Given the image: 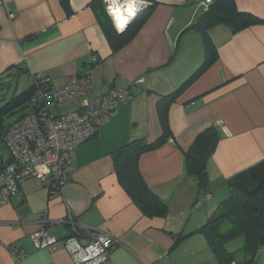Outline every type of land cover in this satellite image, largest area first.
Segmentation results:
<instances>
[{
	"label": "crops",
	"instance_id": "0c3cea01",
	"mask_svg": "<svg viewBox=\"0 0 264 264\" xmlns=\"http://www.w3.org/2000/svg\"><path fill=\"white\" fill-rule=\"evenodd\" d=\"M215 1L119 0L115 8L130 23L140 17L142 25L114 52L102 27L112 28L104 0H0V89L16 82L24 93L37 75L62 86L66 78L89 72L96 97L145 80L131 103L73 150L70 179L59 195L50 192L48 182L30 179L0 208V264H14L12 250L27 255L19 264H75L64 249L37 250L32 241L42 227L69 237L70 230L56 223L68 216L81 234L105 233L115 240L106 264H220L199 230L228 197L227 182L264 161V0H236L240 12L262 24L239 33L225 25L210 30L217 59L168 108L170 136L164 145L139 158L148 191L167 207L165 217L150 216L136 205L120 179L125 163L115 158L127 144H154L162 137L159 102L177 92L206 57L203 36L186 30ZM85 103L68 102L60 112ZM209 128L221 138L207 163L206 196L188 175L185 154ZM180 235L187 237L176 243ZM259 259L264 264V255ZM248 261L241 256L242 264Z\"/></svg>",
	"mask_w": 264,
	"mask_h": 264
},
{
	"label": "built area",
	"instance_id": "2783aa9c",
	"mask_svg": "<svg viewBox=\"0 0 264 264\" xmlns=\"http://www.w3.org/2000/svg\"><path fill=\"white\" fill-rule=\"evenodd\" d=\"M104 2L108 14L117 21L111 9L119 0ZM144 82L142 78L129 87H114L95 97L89 72L66 78L62 86L53 85L44 76H35L30 111L10 125L1 138L0 208L10 204L20 194L21 183L30 179L48 182L50 192L54 196L59 195L70 179L73 150L95 136L123 107L131 103ZM80 99L87 100L81 109L65 114L60 112L63 104ZM169 143L173 144L174 140H169ZM4 152L8 158H5ZM56 223L69 226L73 235L59 238L42 227L32 235L37 250L55 252L62 248L75 264L109 262L115 246L111 236L98 232L78 234L79 226L72 216ZM11 254L14 264H19L27 256L19 250H12Z\"/></svg>",
	"mask_w": 264,
	"mask_h": 264
},
{
	"label": "trees",
	"instance_id": "16d2710c",
	"mask_svg": "<svg viewBox=\"0 0 264 264\" xmlns=\"http://www.w3.org/2000/svg\"><path fill=\"white\" fill-rule=\"evenodd\" d=\"M207 8L205 14L186 30V32H195L203 36L205 61L177 92L164 97L159 102L158 112L163 130L162 137L154 144H148L144 140L135 141L115 152L117 162L125 163V167H122L124 169L120 170V179L124 182V186L132 195L136 205L150 216L165 217L168 211L166 205L148 191L139 172V158L143 153L164 145L170 136L168 108L176 101L178 94L189 84L194 83L217 59V50L209 35L210 30L217 25H225L232 33H239L263 23L260 18L251 13L240 12L237 9L236 0H216ZM96 14L98 16L97 12ZM139 18L133 20L122 32L115 29L112 19H110L111 29L102 24L114 52L134 39L142 25ZM32 92L33 86L0 107V142L8 127L26 114L9 123L5 119L24 106L30 111L29 101ZM220 138V133L216 128H209L196 138L191 149L185 154L187 173L195 180L201 195L207 196L210 193L207 163ZM227 188L228 197L219 203L216 211L207 219L199 232L208 242L220 264H242L236 260L238 256L249 257V261L243 264H257L259 254L264 253V161L232 177L227 182ZM198 205L199 202L195 204V206ZM66 227L70 230V235H73L71 228ZM77 232L81 234L80 229ZM185 237L187 235H180L175 242L178 243ZM240 237L245 239V247L241 254L229 253L225 245Z\"/></svg>",
	"mask_w": 264,
	"mask_h": 264
},
{
	"label": "rangeland",
	"instance_id": "374dc122",
	"mask_svg": "<svg viewBox=\"0 0 264 264\" xmlns=\"http://www.w3.org/2000/svg\"><path fill=\"white\" fill-rule=\"evenodd\" d=\"M19 94H21V88L17 90L16 82L13 83L10 87L8 86L2 87L0 89V107L5 105L6 102L10 101L13 97L18 96ZM28 112H29L28 108L24 106V108L16 111V113L10 115L9 118H6L5 121L7 123L12 122L16 118L21 117L22 115L27 114ZM4 156L5 158H8V154L6 152H4ZM200 203L201 205L203 204V206L205 205V201L202 198L200 200ZM244 247H245V239L243 237L230 241L225 245V248L229 253H235V254H241V251L243 250ZM260 255H264V253L261 252ZM237 260L241 262V256H238ZM258 260L259 261L257 264H260L262 261L260 259Z\"/></svg>",
	"mask_w": 264,
	"mask_h": 264
},
{
	"label": "bare ground",
	"instance_id": "6f19581e",
	"mask_svg": "<svg viewBox=\"0 0 264 264\" xmlns=\"http://www.w3.org/2000/svg\"><path fill=\"white\" fill-rule=\"evenodd\" d=\"M129 9H131V6L129 7ZM114 13V17L116 18L117 20V23L119 25V27L121 28V30L128 24V18L125 17V13L124 11L121 9V8H114V9H111ZM131 11V10H130Z\"/></svg>",
	"mask_w": 264,
	"mask_h": 264
},
{
	"label": "clouds",
	"instance_id": "9594fccd",
	"mask_svg": "<svg viewBox=\"0 0 264 264\" xmlns=\"http://www.w3.org/2000/svg\"><path fill=\"white\" fill-rule=\"evenodd\" d=\"M107 13H108V12H107ZM110 16H111V15H110ZM126 17L128 18V24H127L122 30H120V31H123V30L129 25V23H130V20H131V19H130L128 16H126ZM111 18H112V16H111ZM112 21H113L115 27H117V28L119 29L120 27H119L117 21H115L113 18H112Z\"/></svg>",
	"mask_w": 264,
	"mask_h": 264
},
{
	"label": "water",
	"instance_id": "95a60500",
	"mask_svg": "<svg viewBox=\"0 0 264 264\" xmlns=\"http://www.w3.org/2000/svg\"><path fill=\"white\" fill-rule=\"evenodd\" d=\"M137 13L138 11H135V13L132 15V18H134Z\"/></svg>",
	"mask_w": 264,
	"mask_h": 264
}]
</instances>
